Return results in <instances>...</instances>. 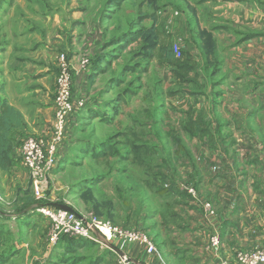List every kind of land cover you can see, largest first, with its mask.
<instances>
[{
    "label": "crops",
    "instance_id": "1",
    "mask_svg": "<svg viewBox=\"0 0 264 264\" xmlns=\"http://www.w3.org/2000/svg\"><path fill=\"white\" fill-rule=\"evenodd\" d=\"M19 1L3 0L0 15V97L23 115V123L12 130L13 159L20 161L26 135H53L50 116L63 52L71 64L74 99H84L88 108L80 114L75 109L66 121L57 150L60 167L25 168L26 184L17 189L39 188L40 183L44 189L51 183L49 191H56L52 205L67 204L82 215L88 212L77 209L75 186L107 173L112 163L117 170L104 179L115 184L129 178L125 197L121 191L114 195L113 220L144 229L156 245L153 253L139 243L127 245L123 251L134 264H221L234 262L238 250L262 247L264 0H162L155 15L152 7L143 6L141 18L129 0ZM175 43L192 69L175 68L158 55ZM84 56L91 60L87 68L80 66ZM121 102L130 108L123 109ZM118 120V130L110 131L124 130L127 138L138 133L149 154L137 161L128 139L129 156L94 158L81 151L103 141L100 135ZM96 127L104 132L95 133ZM123 163L131 167L126 175L118 172ZM139 165L146 170L143 188ZM53 177H66V184L53 187ZM179 182L194 185L216 214L198 206L190 194L176 192ZM155 193L168 197L163 213L154 209ZM5 223L14 235L3 246L4 264H117L116 252L92 240L53 244L50 221L39 215L0 220L2 228ZM213 234L220 237L218 246L210 243Z\"/></svg>",
    "mask_w": 264,
    "mask_h": 264
},
{
    "label": "built area",
    "instance_id": "2",
    "mask_svg": "<svg viewBox=\"0 0 264 264\" xmlns=\"http://www.w3.org/2000/svg\"><path fill=\"white\" fill-rule=\"evenodd\" d=\"M174 52L178 58L182 57L178 43L174 44ZM59 60L60 67L56 77L53 135L50 139L31 135L26 137L21 145L20 158L22 165L34 172H42L46 167L57 168L59 162L57 150L66 134V121L75 109L82 108L85 105L84 99H74L73 74L67 54L64 52L59 54ZM90 63L91 60L87 56L82 57L80 60L81 68H87ZM187 189L189 193L199 199L194 187L187 186ZM203 206L210 215L216 214V210L210 201L203 202ZM37 211L50 221V240L53 244L58 243L63 236H68L92 240L106 246L97 239L92 231L91 227L94 226L108 240L112 241L119 250L123 251L129 244L139 243L146 247L148 253L156 251V245L151 237L142 229L126 228L115 224L109 219L83 215L91 223L88 226L75 211L60 207L43 205L38 207ZM210 243L218 246L220 244L219 235L213 234ZM111 250L119 255L117 264H134L126 256V253L125 256H121L118 250ZM221 264H264V245L258 249L238 250L234 262L224 259Z\"/></svg>",
    "mask_w": 264,
    "mask_h": 264
},
{
    "label": "trees",
    "instance_id": "3",
    "mask_svg": "<svg viewBox=\"0 0 264 264\" xmlns=\"http://www.w3.org/2000/svg\"><path fill=\"white\" fill-rule=\"evenodd\" d=\"M116 1L117 3H121L123 0H111ZM110 1V3H111ZM162 0H129L128 5H132L133 7L136 8V13H138L139 18L142 17V7L143 6H150L153 9V13L152 15H155L157 13V11L163 6V4L161 3ZM1 2H0V9H1ZM109 10L106 11L105 15H108ZM149 13L144 12L143 16H148ZM129 36V34L125 35L124 37L127 38ZM132 40V39H131ZM129 44V40L125 43V46H127ZM154 49L156 46V43L154 41L153 43ZM164 49V53L161 50L159 52V56L160 57H164L165 55V59L171 63L175 68H181V66H185L186 69H192L193 68V64H191V60L187 57H185V53L182 52V57L178 58L175 56L174 54V45H168L166 47L163 48ZM154 55V53H153ZM74 83V81H73ZM74 94V91H73ZM88 102H85V105L83 106V108L78 109V113H81V110L84 109L87 110V105ZM23 123V115L21 114V112L19 110H17L14 106H12L9 101L6 98H2L0 97V170H8L9 168L13 167L14 162L16 161L15 159H13V145H14V137H12V130L21 125ZM115 136V135H114ZM128 141L132 143V151H133V156L137 161H140L141 157L143 158V156H145V154H149L150 151L148 148H146V143L145 140L142 138V136L136 132H131V136H129ZM113 141V136L110 137L109 140L103 139V141L100 142H91L88 144V147L90 146V148H84V150H81L84 152V154L89 153V156L94 157V158H99V157H116L115 154H119L120 156L118 157H123L121 156V152L118 151V148L115 146L114 143H112ZM120 143V145L123 144L125 145V143L123 141H118ZM114 144V145H113ZM22 145V142H21ZM119 145V144H117ZM118 151V152H117ZM125 155V154H122ZM21 161V158H20ZM60 161L58 162V166L56 169H58L60 167ZM22 164V162H21ZM108 172L107 173H101L99 175L96 176V178L94 179H90V180H84L82 182L77 183V185L75 186L77 189V192L79 193V196L83 195V199L85 200L86 204H87V208L89 210H91V206L89 204V202L94 201V203H97L99 205L98 208H96V206H93V209L95 208V210H97L96 212H98L100 215H105L107 214V218H112L114 219L112 212L114 211V209H116V205H114V199L112 198H108L107 196H101L99 193H95L94 189L91 190L95 184H99L102 182L103 178L107 177L108 175H110L111 173L114 172V169L117 170V167L112 164V163H107V167ZM126 169V168H125ZM119 171V170H118ZM121 173H124V175L127 174V171L123 172V169L120 170ZM128 178V177H127ZM129 179V178H128ZM125 178H123V180H120L124 182L125 180H128ZM188 187H194L197 191V188L194 185H189L185 182H179V184H177L174 188V190L176 192L184 191L188 194H190V196L192 197V199L194 200V202L200 206L203 207V202H205L204 200H202L199 196V199L195 198L191 193H189ZM124 189V188H123ZM127 192V190L124 189V192L121 191V196L122 198L125 197V193ZM198 193V192H197ZM128 198V196H126ZM86 198V199H85ZM29 203L26 204L24 207H22L21 209H19L18 214H16V216L14 215V217H23V216H28V217H33L35 215H39L42 218H46L43 215H41L38 211L37 208H34L32 210L26 211V209H28L31 205L35 204H39L40 206L46 205V206H52V207H59V206H53L51 202H46V201H37L33 198H29ZM125 204V202H124ZM29 206V207H28ZM103 207V210L102 208ZM28 207V208H27ZM0 211L3 214H0V218H4L7 219L9 217V214H7L4 210H2V208L0 207ZM77 214L78 212L76 210H74ZM95 212V213H96ZM47 219V218H46ZM113 222L115 224H117L114 220ZM126 228H132V227H128V226H124ZM138 229H142V228H138ZM143 230V229H142ZM1 231V230H0ZM145 231V230H144ZM4 232H0V248L3 246V237H4ZM75 240V239H79L76 237H68V236H63L60 240ZM82 240V239H81ZM3 257V256H2Z\"/></svg>",
    "mask_w": 264,
    "mask_h": 264
},
{
    "label": "rangeland",
    "instance_id": "4",
    "mask_svg": "<svg viewBox=\"0 0 264 264\" xmlns=\"http://www.w3.org/2000/svg\"><path fill=\"white\" fill-rule=\"evenodd\" d=\"M21 1L22 0H20L19 2H21ZM0 2L2 4L3 0H0ZM17 3H18V1H17ZM21 3H23V1ZM174 7L175 6H173V8ZM129 11L131 12V10H129ZM0 15H1V9H0ZM1 30H2V23H1V17H0V38H1ZM1 46L2 45L0 44V49H1ZM114 70H117V68H115ZM121 103H122L123 109L124 108H128V109L130 108L129 106H125V104H127V105L129 104L128 102H121ZM54 104H55V100H54ZM54 114H55V111H54ZM53 118H55V115L54 116L53 115L50 116L51 122H52V120H54ZM139 121H140V119H139ZM44 122H45V118H43L42 121H40V125L43 126L42 123H44ZM51 122L48 123L49 126H51ZM119 124H120L119 120L116 121L114 124L111 123V125L109 126V129L106 132V134L103 133L104 132L103 128L100 130L98 127H96L95 128V130H96L95 133H97V130H100V133H103L100 136H103V139H106V140H109L110 137L113 136L112 143L115 144V146L118 148V151H120L122 154H125V155L121 154V156H129L128 149L125 147V145L123 144V146H122V144L120 145V143L118 142V141H120V142L121 141H123V142L126 141L127 140V136L129 134L125 133L124 130L120 131L119 133L116 132L118 130L117 127H119ZM114 127L117 128L116 131H110V130H113ZM122 128H124V127H122ZM130 128L131 127H127L125 129L127 131H130ZM52 129H53V126H52ZM91 129H93V128H91ZM13 133H14V135H18V131H16V130ZM31 135L42 136L40 134H28V135L25 136V138L28 137V136H31ZM96 136H99V135H96ZM42 137H44V136H42ZM117 144H119V145H117ZM157 154H158V151H157ZM115 156L118 157L120 155L116 153ZM158 159L160 160V155L159 154H158L157 162H158ZM122 168H123V172L124 171L131 172V167L129 166V163H123L121 169ZM118 170H119L118 172H120V169H118ZM25 172H28V171L20 163V161H15L14 164H13V167L9 168L8 170H0V207L7 214H9V217L7 219H5V217H4V218H0V220L12 219L15 214H18V212H19L18 210L19 209H21L22 207H24L26 204L29 203L28 201H29L30 197L35 199V200H37V201L51 202L50 200H52V201H53V199L55 200V196H56V191L54 190L55 188L51 189V191H49L51 183H49L48 186H44V189H43V187L41 188V183L39 185V188H34V189H31L30 187H27V185H25V187L28 188V189L23 187V188H25V190L23 189L22 191H19L17 189L18 186H20L19 183H25L26 184V179L28 178V175H29V174L26 175ZM137 173L139 175V182H138L139 187L143 188L144 187V180L146 178V170H145V168L143 166L139 165V166H137ZM52 174L56 175L57 172L53 173V171H52ZM54 177H53V181H54L53 187L60 188L62 186L60 183L66 184L65 183L67 181L66 177L65 178H61V179H57V178L54 179ZM128 184H129L128 180H125L124 182L121 181V183H120V181H117L114 184V180L113 179H104L103 178L102 182L99 183V184H95V186L91 190L94 189V192L96 194L99 193L101 196H107L108 198H112L113 199L114 195L119 194L120 191L124 192V189H127V186L129 187ZM4 189H6V191H8V195L4 192ZM30 190H32V191L34 190V191L30 192ZM60 191H62V189ZM63 191H66V190L63 189ZM27 193H28V195H26ZM141 195H143V194L139 193V196H140L139 198L140 199H141ZM198 196H199V194H198ZM51 197H52V199H50ZM167 198H168L167 196L166 197L165 196L164 197H160L159 195H157L155 193V195L153 197V199H154L153 203H154L155 211H159V213L160 212L163 213V208L164 207H165V210H167V205H165V201H166L167 204L169 203V201H167ZM78 199H79V201L77 203V209H79V211H82V212H85V211L88 212V213H83L82 215H85V216H88V217L92 216V217H96V218L109 219V220L113 221L112 218H110V217L107 218L108 217L107 214H105L104 216L100 215L98 212H96L97 210H95V208L93 209V206H96V208L99 207V205L97 203H94V201L89 202V204L91 206V210H89L88 209L89 207L87 208V204L84 203L85 200L83 199V195L79 196ZM142 199H144V197H142ZM163 205H164V207H163ZM100 208H102V210H103V207L100 206ZM23 217L24 218H29L26 215L23 216ZM30 219H31V217H30ZM15 222L16 221L14 220L13 224H16ZM10 226L11 225L8 224V223H5L3 225V228L0 225V230L2 232H4V234H3L4 238H5L4 239V244H3L4 247L6 245H8L9 243H11L12 240H13L12 236L14 234L11 233ZM14 228H15V226H14ZM2 247L0 248V264H4L5 263V261H4L5 257L4 256H6L5 253H4L5 251H3L4 247L3 248Z\"/></svg>",
    "mask_w": 264,
    "mask_h": 264
},
{
    "label": "water",
    "instance_id": "5",
    "mask_svg": "<svg viewBox=\"0 0 264 264\" xmlns=\"http://www.w3.org/2000/svg\"><path fill=\"white\" fill-rule=\"evenodd\" d=\"M38 206H39V204H34V205H32L31 207H29L28 209H26L25 212H26V211H29V210H31V209L37 208ZM58 206H59L60 208L65 209V210L74 211V209H73L71 206L67 205V204H58ZM0 214H3V213L0 211ZM17 215H19V214H17ZM78 215H79V217H81V218L84 220V222L86 223V225H88V226L91 225V223H90V222H89V221H88L83 215H80V214H78ZM15 216H16V214H15ZM91 229H92V231L95 233L97 239H98L100 242L104 243L107 247H109V248H111V249H116V250H118L121 256H125V252H123L122 250L117 249V247L113 244V242L110 241V240H108V239H107L103 234H101V233H100V232H99L94 226H92ZM130 259H131V258H130ZM131 260H132V259H131ZM132 261H133V260H132Z\"/></svg>",
    "mask_w": 264,
    "mask_h": 264
}]
</instances>
